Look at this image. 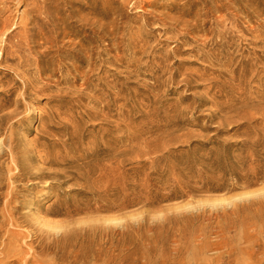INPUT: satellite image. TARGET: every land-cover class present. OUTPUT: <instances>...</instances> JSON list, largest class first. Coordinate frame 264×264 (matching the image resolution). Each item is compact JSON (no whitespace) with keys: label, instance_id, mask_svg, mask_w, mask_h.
<instances>
[{"label":"rangeland","instance_id":"1","mask_svg":"<svg viewBox=\"0 0 264 264\" xmlns=\"http://www.w3.org/2000/svg\"><path fill=\"white\" fill-rule=\"evenodd\" d=\"M67 1L75 11L88 2ZM180 2L165 0L169 8ZM246 2L256 4L259 0ZM261 9L264 10L263 5ZM122 10L129 16L136 14L128 7ZM145 10L172 15L176 8L145 7ZM89 13L85 9L80 15L96 18L103 24L114 17L112 11L105 18ZM263 18L261 15L257 20ZM240 23L244 27L254 25L247 18ZM76 25L70 20V27ZM168 36L160 34L151 41V46L172 52L176 43L167 41ZM233 39L234 54L264 52V47L249 44L246 35L236 33ZM251 42L258 43L260 39ZM168 64L178 67L176 80L167 82L166 75L154 96L145 91L146 83L149 85L153 80L143 76L128 78L126 73L120 74L116 67L106 64L94 72L87 88L80 79L69 80L68 86L63 85L64 98L60 101L48 95L26 99L31 109L27 119L10 127L15 140L23 142L18 151L34 147L39 140L42 142L52 111L59 105L51 126L67 125V131L57 130L53 139L66 140L69 136L65 133L74 135L72 143L69 142L70 157L81 155L93 143L121 136L122 141L116 145L122 146L126 170L123 189L112 187L114 191L110 194L114 196L107 199L116 200L115 205L121 204L120 210L89 209L71 217L53 216L49 214L55 207L53 190L41 183L30 188L35 205L34 212L22 219L26 220L27 231L59 246L68 237L66 243L73 247L65 254L71 250L81 253L102 250L106 255L101 259L107 264H176L175 257L188 260L196 255L199 243L209 239L208 233L214 227L232 226L222 239L210 238L223 246L211 255L224 253L228 247L246 245L247 233L252 235L251 228L264 222L259 217L253 218L255 213L264 215V197L248 196L264 193V117L260 115L264 94H258L257 90L259 83H264V62L253 69L255 80L244 86L242 96L232 92L220 99L217 106L211 102L214 92L209 90V81L193 82L190 88L178 83L185 69L201 70L205 64L190 57L186 46L175 51ZM143 71L144 68L140 72ZM14 78L12 67L0 64V92L12 85ZM118 90L122 100L113 103ZM107 103L111 106L104 109ZM20 162L22 171L27 172V160L21 156ZM70 188L65 187L62 200L91 206L96 202L83 190L80 193ZM216 200L231 202L234 214L220 206L212 208L210 205ZM112 218L121 219V231L115 224L106 222ZM45 224L61 227L59 236H53Z\"/></svg>","mask_w":264,"mask_h":264},{"label":"bare ground","instance_id":"2","mask_svg":"<svg viewBox=\"0 0 264 264\" xmlns=\"http://www.w3.org/2000/svg\"><path fill=\"white\" fill-rule=\"evenodd\" d=\"M180 1L174 7V14L169 15L145 10V7L174 9L169 8L165 0H88L77 11L67 0H0V64L12 67L15 75L14 83L0 92V158L5 157L0 161V264H107L101 259L106 255L102 250L83 253L71 250L70 254H65L73 247L66 243L68 237L59 246L24 228L26 220L22 219L34 212L35 200L30 188L40 183L56 195L55 207L49 212L53 216L71 217L89 209L95 212L122 209L121 204L115 205L116 200H107L114 196L110 194L114 191L112 187L122 190L126 180L124 151L122 146L116 145L122 137L93 143L81 155L70 157L69 142L72 143L74 135L65 133L69 136L66 140L53 139L57 130L67 131V125L60 122L61 128L51 126L58 105L52 111L42 142L39 140L34 147L18 151L23 142L15 140L10 127L27 119L31 109L25 103L26 99L48 95L60 101L64 98L63 85L68 86L69 80L80 79L82 86L87 88L94 72H99L106 64L116 67L120 74L126 73L128 78H150L153 82L149 85L143 82L150 89L145 90L148 95L154 96L166 75L165 81L176 80L178 67L168 64V60L184 46L190 57L205 64L201 70L185 69L178 83L190 88L193 82L209 81V90L214 92L211 102L216 106L232 92L237 91L242 96L244 86L247 87V83L250 86L255 80L253 69L264 62V52L234 54L232 45L237 33L248 36L249 44L264 47V18L257 20L264 15L261 9L264 0L256 4H248L246 0H223L224 3L221 0ZM99 5L105 7L99 8ZM127 7L136 14L129 16L123 12L122 9ZM85 9L94 17L105 18L109 11L114 17L103 24L96 18L81 16V10ZM241 15L254 25L241 26L244 19ZM70 20L77 25L70 27ZM160 34L170 35L165 39L176 43L172 52L155 50L151 46V41ZM251 39H260V42L252 43ZM60 42H63L62 46ZM247 89L251 90V87ZM257 90L258 94H264V83H259ZM121 94L120 90L114 94L113 103L122 100ZM110 106L107 103L103 108ZM21 108L23 110L19 111ZM261 111L260 115L264 117V108ZM59 146L63 149L56 150ZM21 156L27 160V172L22 171ZM65 187L80 193L83 190L96 202L91 206L62 200ZM248 196L260 199L264 193ZM214 203L210 205L212 208L220 206L234 214L231 202L216 200ZM258 217L264 220L263 214L253 216ZM106 222L115 224L121 231L120 218ZM44 226L53 232V236H59L61 227ZM231 227H214L208 233L209 239L199 243L193 258L183 261L175 257L174 262L264 264V222L260 227H250L253 234L247 233L246 245L228 247L224 253L211 255L223 246L210 238L222 239Z\"/></svg>","mask_w":264,"mask_h":264}]
</instances>
